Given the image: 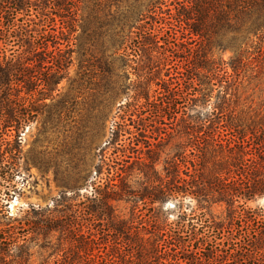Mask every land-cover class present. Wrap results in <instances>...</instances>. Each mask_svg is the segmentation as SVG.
<instances>
[{"label": "trees", "instance_id": "obj_1", "mask_svg": "<svg viewBox=\"0 0 264 264\" xmlns=\"http://www.w3.org/2000/svg\"><path fill=\"white\" fill-rule=\"evenodd\" d=\"M33 5L39 7L35 18L25 20ZM111 6L116 8L109 24L115 50L129 41L128 30L149 19L152 22L140 25L145 41L136 51L156 52L160 65L181 57L183 71L163 84L159 98L152 99L146 87L137 86L120 105L124 114L106 143L117 154L114 165L104 161L109 173L114 170L107 184L93 187L79 204L65 205L61 215L32 206V215L18 226L0 228V264H29L30 243L40 238L39 247L51 250L41 264H264V220L245 206V201L264 194V112L237 111L230 99L220 95L208 114L200 116L197 111L212 97L213 80L220 75V67H214V61L200 51L232 49L234 70L264 62V0H0V130L25 119L19 112L25 105L20 97L23 88L30 94L44 85L37 99L43 106L55 98L58 84L68 75L73 52L69 44L67 51L60 48V41L65 29L78 20L79 11L85 34L94 12ZM57 17L60 26H56ZM12 37L23 48L17 58L7 54ZM183 38L195 44L180 48L178 39ZM22 53L25 60L21 63ZM40 55L49 58L47 63L55 60L50 66L39 65L53 70L42 73V78L29 71V61ZM36 114L34 108L27 112L29 117ZM133 114L137 118L131 125L136 132L125 120ZM127 134L126 145L122 137ZM174 136L186 140L178 144L173 158L165 160L162 177L159 147ZM3 146L0 142V193L9 195L17 169ZM132 172L144 178L139 182L143 189H131L125 182ZM121 192L152 203L176 199L178 219L168 223L154 218L149 227H142L147 231L143 232L115 214L112 201ZM188 197L197 204L185 209ZM213 203L227 206L224 220L208 214ZM54 254L58 257L51 261Z\"/></svg>", "mask_w": 264, "mask_h": 264}, {"label": "rangeland", "instance_id": "obj_2", "mask_svg": "<svg viewBox=\"0 0 264 264\" xmlns=\"http://www.w3.org/2000/svg\"><path fill=\"white\" fill-rule=\"evenodd\" d=\"M38 8L33 5L29 12L31 16L25 15V20L35 18ZM169 8L173 13L175 12L174 5ZM115 13L114 6L92 13L87 33L83 34L81 10L79 11L78 20L70 26V30L65 29L66 33L60 41L62 43L60 48L67 51L66 46L69 44L73 52H71L72 61L68 75L58 84L54 92L55 98L47 99L45 102L49 106H43L37 99L44 85L37 86L30 94L25 93L26 87L23 88L20 97L25 99V105L19 108V112L22 113L21 116H25V119H22L21 123H14L0 130V142L4 143V151L8 150L6 156L12 154L13 158L10 161L15 163L17 169L11 184L14 187L9 195L4 191L0 193V228L18 226L20 220L28 214L32 215V206L52 215H61V210L66 208L65 205L79 204L91 193L93 187L100 183L107 184L108 177L114 174V170L111 169L109 173V165L105 162L114 165L112 160L117 154L106 143L112 134L115 122L120 121L124 114L120 105L126 102L128 96L134 94L137 86L146 87L151 98L155 99L163 91V84L165 85L171 77L179 76L183 71L181 57L174 58L166 65H160L157 63L156 52L138 50V54L136 51L137 46L145 41L140 34L142 33L140 25H145L147 20L152 22L149 19L128 30L129 41L115 50L116 41L110 37L112 27L109 25L113 22ZM60 23L61 20L57 17L56 26H60ZM164 33L165 31L161 32L160 36ZM181 34L180 31L179 38ZM194 39L198 40L196 37ZM11 40L7 46V54L13 53L17 58L23 48L18 45V41H15V37ZM178 41L182 42L180 48L183 49L195 44V42L188 44L191 40L187 38ZM127 47L126 52L124 50ZM204 51H200V55L206 54L211 61H214V67H220V75L213 80L210 100L206 101L204 106L197 108L200 116L209 113L211 104L217 102V95L230 99L229 103L236 106L237 111L252 110V113L259 112L262 115L264 62L257 67L248 64L234 70L230 66L234 55L232 49L223 50L214 47L210 52L208 51V54ZM54 55L56 59L59 58L57 51ZM64 55L68 56L66 53ZM183 55V53L179 54V56ZM20 57L22 59L19 61L22 63L25 56L22 53ZM48 60L49 58L43 55L32 58L29 61V71L39 78L43 77L42 73L53 72L52 69L39 67L42 63L50 66L55 61L47 63ZM246 61L243 59V62ZM198 76L200 78L201 73ZM195 82H200L197 77ZM23 85L24 83H21V86ZM197 86L199 88V85ZM221 101L223 100L219 102ZM33 108L37 109V114L34 117L27 116V112ZM31 114L35 113L32 111ZM125 118L129 128L136 132L131 125L132 120L137 118L136 114L127 115ZM128 136L127 134L122 137V142L126 145L129 143ZM185 140L174 136L160 145L161 157L158 169L162 177H165L161 170L165 160L173 158L177 153L178 144ZM124 180L131 189H143V185L139 182L144 181V178L136 172L125 176ZM115 181L119 183V178ZM117 198L112 201L115 214L139 229L149 227L154 218L166 220L168 223L175 222L180 212L178 200L173 198L152 203L148 198L143 201L137 200L129 192L127 194L121 192ZM184 202L185 209H188V204H197V200L190 197ZM245 206L258 219L264 220V194L245 201ZM226 208L224 203H213L207 210L210 216L220 221L226 217ZM143 232L147 231L143 230ZM41 242L43 240L40 238L39 242L35 240L30 243L32 257L29 264H41L48 258L51 250L39 247ZM128 251L129 247L126 248V253ZM56 257L58 256L52 255L51 261Z\"/></svg>", "mask_w": 264, "mask_h": 264}]
</instances>
